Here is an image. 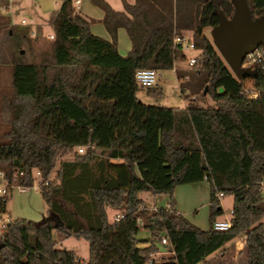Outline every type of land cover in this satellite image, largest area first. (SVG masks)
<instances>
[{"label":"trees","instance_id":"obj_1","mask_svg":"<svg viewBox=\"0 0 264 264\" xmlns=\"http://www.w3.org/2000/svg\"><path fill=\"white\" fill-rule=\"evenodd\" d=\"M91 1L104 12L110 41L90 31L91 19L71 0H62L41 62L12 66L0 169L7 178L23 171L19 182L26 185L32 184L33 169L49 176L39 190L55 220L10 218L0 235V264H81L72 250L57 247L54 228L87 241L85 264H198L242 235L247 264H264V74L255 70L256 77L249 78L258 93L249 97L243 92L247 78L237 79L202 34L218 24L214 9L231 17L230 0H136L133 6L125 3L132 19L104 0ZM248 5L253 18L264 13V0ZM120 26L132 44L125 55L117 50ZM183 30H191L199 53L190 67L174 69L175 56L183 54L174 51L173 38ZM10 32L28 37L30 50L39 39L26 27L13 25ZM141 68L174 69L181 90L193 98L184 108L143 103L134 77ZM146 89L150 96L161 95ZM204 97L214 106L202 107ZM79 145L82 153L75 149ZM73 150L51 179L57 157ZM204 180L207 230L180 214L173 197L177 186ZM142 191L166 195V205L145 206ZM223 195L233 198L230 227L215 230ZM8 197L0 199L2 212ZM109 209L122 217L110 220ZM138 219L150 233L144 246L136 238ZM163 235L173 256L156 261L152 256Z\"/></svg>","mask_w":264,"mask_h":264},{"label":"rangeland","instance_id":"obj_2","mask_svg":"<svg viewBox=\"0 0 264 264\" xmlns=\"http://www.w3.org/2000/svg\"><path fill=\"white\" fill-rule=\"evenodd\" d=\"M60 2V1H59ZM5 6V8H3ZM13 7L11 1L0 0V22L2 24L5 23L4 18L9 15L10 8ZM30 12L26 10H22L20 14H13V19L18 23H28L31 24ZM24 21H22V20ZM8 25L3 26L0 30V140L3 138L4 134L8 131L10 126V105H9V97L11 95V70L12 66L16 62L22 63H40V51H43L48 43L52 40V38L44 37L39 38L35 42H32L31 50L28 48V37H22L17 35L15 32L11 33L10 28H12V24L7 23ZM17 26V25H16ZM22 27V26H20ZM44 30V29H43ZM45 32L47 29L44 30ZM52 31V28H51ZM181 34H185L188 38H191L192 32L190 31H179ZM202 34L205 35L211 43H213L212 36V27H204L202 29ZM38 44V45H37ZM23 49V53H20V50ZM39 51V53H38ZM186 57L196 56L199 51L193 48H185L182 46L180 51ZM48 57V55H47ZM186 62L182 59H177L174 62L173 68H186ZM174 69H163L159 71V76L156 83L153 85V89H158L161 91V95L159 97H153L147 94V89L144 87H139L137 96L142 100L143 103L147 105H156L162 107H178L184 108L191 101L193 96L187 90H181L180 82L176 77ZM241 80V79H240ZM243 83L246 87H251L252 81L247 78L243 80ZM200 105L202 107H213L214 103L208 97H204ZM74 150L65 153L64 155H59L56 159V164L51 172V179L55 177L57 168L59 166V161L61 159H69L73 156ZM262 196L264 198V180L262 182ZM139 197L142 199L143 204L147 207H152L153 204L158 206H164L167 196L164 194L154 195L149 191H142L139 193ZM232 196L226 195L221 203L223 209V215L219 218L223 220H228L231 215L230 211V202ZM116 211L109 209V218L112 220V217ZM198 213L203 215L207 226L209 227L208 222V211L199 209ZM47 217H52L48 212V207L43 200L39 189H28L26 192H19L14 190L8 197L6 202V212L2 215V220H0V224L2 222H6L8 219H16V218H24L32 221H41ZM54 220L55 218L52 217ZM262 222L264 225V216L262 218ZM142 222L140 221V229L136 235L138 239V246H144L145 240H147L150 236V233L147 229L143 228ZM200 228V227H199ZM202 229V228H201ZM205 230V229H204ZM52 236L54 241H56L57 247L66 248L68 250H72L79 258L81 264H85L88 260V243L83 238H77L73 235L66 236L61 229L54 228L52 232ZM244 236H239L237 240H242ZM244 240V239H243ZM238 245L239 252L236 254V258L232 261L227 255L229 254L225 249L220 248L215 251V256H213L211 262L213 263L215 260H219L222 264H247V253L244 245V241ZM158 252H162L164 249L161 243H158ZM230 248H227L229 250ZM226 252V256L220 260L221 252ZM170 257L169 254H161L156 256L155 254L152 256V259L156 261L168 260ZM230 261V262H229ZM198 264H204V262H200Z\"/></svg>","mask_w":264,"mask_h":264},{"label":"crops","instance_id":"obj_3","mask_svg":"<svg viewBox=\"0 0 264 264\" xmlns=\"http://www.w3.org/2000/svg\"><path fill=\"white\" fill-rule=\"evenodd\" d=\"M7 1L9 2L11 1L13 7L10 8V11L8 13L9 15H7L4 18L5 23L3 24L2 22L1 24L0 22V30L3 26L8 25L7 23H9L12 25H17L18 27L22 26V27L28 28L30 37L32 38L33 37L44 38L45 36L50 38L49 35H53V31H51L52 21L54 20L59 10L62 0H7ZM104 1L108 3L114 11L122 14V17L124 19L125 18L132 19L133 11H127L125 9V3L133 6L136 0H104ZM74 7L78 12H80L87 18L91 19L90 31L94 35L102 37L108 41L111 40L110 34L106 30L102 22L104 12L99 6L94 4L91 0H80V3L77 5H74ZM141 7H143V5H141ZM22 10H26L30 12L29 14H30V19H31V22H30L31 24L18 23V22H15V20L13 19V14H20ZM149 16L151 17L152 15H149ZM43 29L44 30L47 29V31L45 32ZM183 31L188 32L190 30H183ZM116 38H117L118 52L121 55H125L131 49L132 44L127 34V31L123 26H120L117 28ZM110 162L122 163V160L119 158H111ZM224 196L226 195L221 196L220 204L222 203ZM173 197L175 199L174 208L180 214H182L190 222H192L193 224H195L196 226L202 229L207 230L209 228L206 224V221L203 215H200L198 213L199 209H201L202 212L204 210L205 213L208 211L209 184L207 181L204 180L200 182L179 185L174 189ZM232 202H233V198L231 199V202H230V211L232 208ZM166 203H167V199L165 201V205ZM153 207L158 208L159 206L156 204H153V206L150 208H153ZM221 220L223 219L221 218ZM140 221L142 222L141 219L137 220V223L139 226H140ZM237 238L239 237H236L230 240L223 246V249H225V251L229 253L227 256L228 257L230 256L229 258H231L230 259L231 261L236 258V254L239 252L238 245L242 243V240L244 239L243 238L242 240L235 241L237 240ZM162 245L164 247L163 248L164 250L162 252L155 253V255L159 256L161 254H169L170 257H172L173 254L170 249V245L168 243H165ZM227 248H230V249L227 250ZM225 251L223 253L222 252L220 253L221 254V256L219 257L220 260H222L223 257L226 256ZM213 256H215V252L207 256L202 262H204V264H222V262L219 260L218 261L215 260L212 263L211 260Z\"/></svg>","mask_w":264,"mask_h":264},{"label":"water","instance_id":"obj_4","mask_svg":"<svg viewBox=\"0 0 264 264\" xmlns=\"http://www.w3.org/2000/svg\"><path fill=\"white\" fill-rule=\"evenodd\" d=\"M234 11L226 17L214 9L218 24L212 27L213 46L237 79L256 77V71L242 67L244 55L254 47L264 46V13L252 17L248 0H230ZM23 53V49L20 50ZM206 93V89L203 91Z\"/></svg>","mask_w":264,"mask_h":264},{"label":"built area","instance_id":"obj_5","mask_svg":"<svg viewBox=\"0 0 264 264\" xmlns=\"http://www.w3.org/2000/svg\"><path fill=\"white\" fill-rule=\"evenodd\" d=\"M73 5H77L80 3V0H71ZM5 8V7H3ZM50 38H53V35H49ZM174 51L179 52L182 49V46L185 48H194L193 42L191 38H188L183 34H175L173 38ZM179 46V48L177 47ZM196 56L186 57L185 55L175 56V61L179 58L185 60L187 67H190L194 61ZM174 61V62H175ZM242 67H247L253 70H259L264 74V46L262 44L254 47L250 51H248L242 60ZM159 76V71L154 68H141L136 70L134 77L138 85L144 88L153 87L156 83ZM243 92L246 93L251 98H256L258 93L252 87H244ZM76 151L78 153H82L84 150V146H77ZM33 181L31 185H26L20 183V179L23 176V171L15 170L13 174L7 178L5 172L0 169V199L9 196L14 190L19 192H26L28 189H40L41 186L47 185L49 183L50 177L43 178L42 173L39 169H33L32 171ZM153 209H156L153 207ZM5 212L0 211V220H2V215ZM122 217V214H115L112 217L113 221H118ZM9 219L7 218L6 222H2L0 224V235L6 227ZM230 227V219L221 220L217 219L213 222L212 228L215 230H226ZM162 244L168 243V239L163 236L161 239ZM155 254V253H154ZM153 254V255H154Z\"/></svg>","mask_w":264,"mask_h":264}]
</instances>
